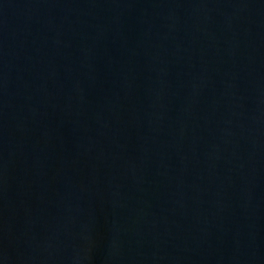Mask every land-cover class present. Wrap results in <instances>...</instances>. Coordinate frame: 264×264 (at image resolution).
<instances>
[{
    "label": "water",
    "instance_id": "95a60500",
    "mask_svg": "<svg viewBox=\"0 0 264 264\" xmlns=\"http://www.w3.org/2000/svg\"><path fill=\"white\" fill-rule=\"evenodd\" d=\"M0 264H264V0H0Z\"/></svg>",
    "mask_w": 264,
    "mask_h": 264
}]
</instances>
